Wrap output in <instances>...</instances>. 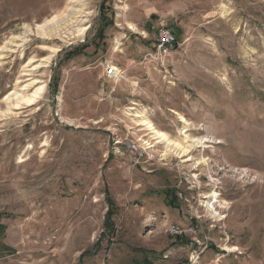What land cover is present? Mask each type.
I'll return each mask as SVG.
<instances>
[{
    "label": "rangeland",
    "instance_id": "obj_1",
    "mask_svg": "<svg viewBox=\"0 0 264 264\" xmlns=\"http://www.w3.org/2000/svg\"><path fill=\"white\" fill-rule=\"evenodd\" d=\"M78 1L0 0V264H264V0Z\"/></svg>",
    "mask_w": 264,
    "mask_h": 264
},
{
    "label": "bare ground",
    "instance_id": "obj_2",
    "mask_svg": "<svg viewBox=\"0 0 264 264\" xmlns=\"http://www.w3.org/2000/svg\"><path fill=\"white\" fill-rule=\"evenodd\" d=\"M77 2H79L78 0H68V2L66 3V6H65V10L63 9V11H61L60 13L62 14L63 13V15H64V12L66 11L67 13H66V19L64 20V22H63V24H64V27H61V28H64L65 30H66V32L69 30V29H71L73 26H76V25H80L81 24V22H83L84 20L82 19L84 16H85V14H84V11L82 10L83 9V7L82 8H80V9H74L73 7H74V5H77V4H75V3H77ZM58 14V13H57ZM61 14H58V15H55V16H53L51 19H49L48 21L50 22V21H52V20H54V19H56L59 15H61ZM60 17V16H59ZM64 18V17H63ZM59 19V18H58ZM47 20V19H46ZM46 20H45V22H46ZM47 21V22H48ZM55 21V20H54ZM48 22V23H49ZM45 23H43V24H41V25H38V27L42 30V26L44 25ZM62 24V23H61ZM47 26H48V24H47ZM128 27L130 28V29H135V27H134V25L133 24H131V23H128ZM43 28H44V26H43ZM60 28V29H61ZM46 29V28H45ZM59 28H57V30H58ZM85 30H86V28L85 27H78V28H76V30H75V36H83L84 34H85ZM42 31H44V30H42ZM48 31V30H47ZM50 31V30H49ZM62 31V30H61ZM39 32V31H38ZM59 31H55L53 34L54 35H59V33H58ZM29 33V32H28ZM28 33H26V34H24L23 36H22V38H21V41L22 42H25L26 40H27V38H25V37H27V35H28ZM40 33H42L41 31H40ZM50 33V32H49ZM61 33V32H60ZM64 33V32H63ZM73 32H69V33H67V34H72ZM50 35V34H49ZM47 36V35H46ZM69 37V36H68ZM22 44V43H21ZM21 44H18V46H20ZM41 88H38L36 91H35V94L32 96L33 98H35V96H36V94H37V91L38 90H40ZM33 98H22V99H24L25 101H27V102H31V101H33L34 99ZM136 116H138L139 117V114H136ZM178 119H180V121L181 122H186V120L182 117V116H180ZM189 123V122H188ZM143 124H146L147 125V128L150 130V133H152L153 134V137H154V139H157V141L156 142H161V141H163L165 144H166V147H168V149L166 148V153L165 154H162V155H166V154H169V153H167V151L168 152H171V150L174 152L175 151V154H177L178 155V157H179V155H181V156H186V155H189L188 153L192 150V149H196V148H199V147H201V148H207V147H210L209 145H207L206 143H212L213 141H215V142H213V143H218L219 141L217 140L216 141V139L217 138H215V137H208L207 135H204V136H202L201 135V137H199V138H193V137H191L189 134H187L186 133V131L187 130H184V131H181V133L180 134H182L183 135V137L186 139V144H182V142L180 143V142H175V141H172V140H170L169 139V137L167 136V134L165 133V132H162V131H159V130H156L155 129V127L151 124V123H149V122H146V121H143ZM190 158H186L185 160H183V161H188L189 159H191L192 158V156H189ZM195 159V158H194ZM206 162V159L204 158V156L203 155H199V158H197V162H196V164H199L200 165V163H205ZM198 165V166H199ZM203 165V164H202ZM211 176V175H210ZM213 179V178H212ZM208 195V194H207ZM208 197H211L212 199L208 202V203H206V209H208V211L210 212V214L212 215V217H214L215 215H219V213H218V211H216V207H215V203H217L218 202V200H217V193L215 192V191H212V193L211 194H209V196ZM208 201V200H207Z\"/></svg>",
    "mask_w": 264,
    "mask_h": 264
},
{
    "label": "built area",
    "instance_id": "obj_3",
    "mask_svg": "<svg viewBox=\"0 0 264 264\" xmlns=\"http://www.w3.org/2000/svg\"><path fill=\"white\" fill-rule=\"evenodd\" d=\"M156 36V41L153 44L154 55L156 59L160 60L163 57H167L179 46L177 34L166 26L157 28ZM119 72V69L112 64H108L103 68L104 76H116ZM168 228L173 234H180L182 232V229L176 225H171Z\"/></svg>",
    "mask_w": 264,
    "mask_h": 264
},
{
    "label": "trees",
    "instance_id": "obj_4",
    "mask_svg": "<svg viewBox=\"0 0 264 264\" xmlns=\"http://www.w3.org/2000/svg\"><path fill=\"white\" fill-rule=\"evenodd\" d=\"M104 225L106 226V227H108L109 226V228L111 227V223H110V221H108V220H106L105 222H104ZM144 254L142 255V259H143V263L144 264H151V262H150V260L148 259V257H145L144 255L147 253V251H145V252H143ZM149 260V261H148Z\"/></svg>",
    "mask_w": 264,
    "mask_h": 264
}]
</instances>
